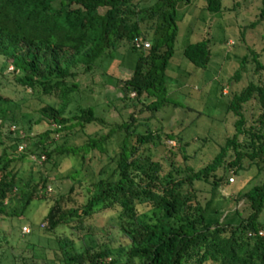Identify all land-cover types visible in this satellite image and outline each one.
Returning <instances> with one entry per match:
<instances>
[{
  "label": "trees",
  "instance_id": "trees-1",
  "mask_svg": "<svg viewBox=\"0 0 264 264\" xmlns=\"http://www.w3.org/2000/svg\"><path fill=\"white\" fill-rule=\"evenodd\" d=\"M177 1L0 0V56L4 65H12L16 83L32 93L53 94L59 100L58 105L47 103L42 111L55 122L53 126L32 133L30 128L19 131L18 103L0 92V214L7 213L6 203L16 193L19 212H24L33 198L49 197L45 189L51 179L42 177L31 184L29 177L24 179L12 169L14 160L34 155L36 164L45 160L57 164L58 157L73 156L81 158L78 163L83 165L89 151L107 152L105 144L113 132L120 135L119 150L108 154L109 159L94 175L87 171L89 179L78 178L49 204L42 230L60 253L51 264H264V220L259 219L264 210V176L233 197L244 202L242 208L223 209L212 197L202 202L195 187V181H203L212 191L218 184L228 183V170L244 169V159L248 164L257 163L264 172V78L234 91L227 104L235 115L234 130L213 157L197 168L187 164L180 171L173 158L164 167L158 158L151 157L150 146L166 145L165 138H157L153 129L137 128L142 123L139 118H147L139 114L143 108L169 99L165 69L174 51ZM205 2L209 10L221 8V0ZM263 16L261 0L258 18L251 25ZM148 31L154 32L152 38L145 37ZM135 37L151 42L138 48L133 43ZM122 41H130L128 47L140 51L120 96L126 98L127 91L133 90L137 101L132 106L137 108L128 112L127 119L109 124V106L104 107L107 115H102L96 111L99 103L85 102L81 96L85 89L77 77L92 75L103 60L114 57ZM209 53L207 39L183 47V54L195 66L204 67ZM252 57L255 67L264 70L256 54ZM245 59L243 54L235 78ZM75 91L79 96L72 95ZM145 96L151 98L142 102ZM253 97L260 111L255 121L247 124L243 106ZM70 102L74 105L66 109ZM96 122L108 126L107 132L89 135L80 145L67 143L76 128ZM165 136L176 135L170 130ZM229 148L234 151L231 157ZM219 168L222 173H217ZM80 171L73 166L66 175L76 176ZM112 207L117 212L112 216L117 224L113 225L114 233L102 232V236L93 232L88 220ZM60 226H66L74 237L59 230ZM0 264L36 263L1 247Z\"/></svg>",
  "mask_w": 264,
  "mask_h": 264
},
{
  "label": "rangeland",
  "instance_id": "rangeland-1",
  "mask_svg": "<svg viewBox=\"0 0 264 264\" xmlns=\"http://www.w3.org/2000/svg\"><path fill=\"white\" fill-rule=\"evenodd\" d=\"M153 1L141 0L148 4ZM205 3V0L176 2L177 34L173 54L165 69L166 94L169 99L159 106L145 107L139 113L140 116H147L139 118L142 123L137 128L140 131L153 129L157 138H165L166 145L150 146L151 157L158 158L164 167H168L170 159L173 158L180 171L187 164L197 168L213 157L225 138L234 130L235 115L227 109L232 94L249 81L257 83L264 78V70L255 67L252 57L256 54L264 64V16L251 25L258 18L261 0H221V8L216 11L207 9ZM153 36V31L145 33L147 38ZM198 39H207L210 49L209 59L204 67L195 66L183 54V47ZM147 40L151 42L150 39ZM122 42L115 50L114 57L103 60L92 75L90 72L77 77L81 81V88L85 89L82 99L92 104L99 103L96 107L99 114L107 115L109 109L108 115L112 116L109 124L127 119L128 112L136 111L137 108L132 106L137 101L133 90L127 91L126 98L120 96L123 81L130 74L140 51L130 49V41ZM243 54H246V59L239 77L235 78L233 74L239 67ZM4 62V57L0 56V92L18 103L19 131L30 128L32 133H36L49 124L53 126L55 122L43 116L42 111L47 103L58 105L59 100L53 94L32 93L30 89L16 83L12 65L6 66ZM72 95L79 96V92L75 91ZM150 98L145 96L141 100L148 101ZM72 105L73 102H70L66 109ZM106 106L109 107L106 109ZM243 110L247 124L252 123L260 111V104L253 97L244 103ZM40 117L42 119L37 121ZM108 128L106 125L101 127L97 122L85 124L82 128H76L77 131L70 136L67 143L80 145L87 136L105 133ZM170 130L176 136L164 137V132ZM116 132H113L110 141L105 144L107 152L92 149L83 159V165L78 163L81 158L73 156L58 157L57 164H53L51 160L36 164L34 155L14 160L11 163L12 169L24 179L29 177L31 184L37 183L42 177L51 179L45 189L49 197L33 198L24 212H19L17 193L12 196L6 203L7 213L0 214V248H9L15 255H22L36 264L42 261L51 264L53 259L58 260L60 253L54 249V241L48 240L43 233L45 222L42 218L57 193L65 192L78 178L89 179L87 171H93L94 175L108 157L119 150L120 135ZM58 135L57 133L55 136ZM178 138L182 140V149H185L187 158L179 148ZM239 140L243 141V135H239ZM18 152L15 153L16 156L19 155ZM233 154V149L229 148L228 157ZM243 164L244 169H229V182L218 184L212 191L208 183L195 181L202 202L212 197L213 203L223 209L235 206L242 208L244 202H237L233 197L238 191L261 181L264 176L257 163L248 164L247 159H244ZM73 166L79 167L80 173L76 176L66 175ZM222 172V168L217 170V173ZM230 176L233 177L232 181ZM77 187L79 186L76 185L75 188ZM116 214L115 207L97 212L88 220L91 230L102 236H105L104 232L114 233L113 225L117 224L112 216ZM259 219L264 220V210L261 211ZM59 230L64 231L68 237H74L66 226H60Z\"/></svg>",
  "mask_w": 264,
  "mask_h": 264
},
{
  "label": "built area",
  "instance_id": "built-area-1",
  "mask_svg": "<svg viewBox=\"0 0 264 264\" xmlns=\"http://www.w3.org/2000/svg\"><path fill=\"white\" fill-rule=\"evenodd\" d=\"M133 43L138 48H145V47L149 46V44H150L147 39H141L140 37H135L133 39ZM41 157L43 158V155H41ZM229 179L232 181L233 177L230 176Z\"/></svg>",
  "mask_w": 264,
  "mask_h": 264
}]
</instances>
